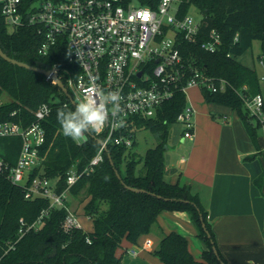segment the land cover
<instances>
[{
    "label": "trees",
    "instance_id": "1",
    "mask_svg": "<svg viewBox=\"0 0 264 264\" xmlns=\"http://www.w3.org/2000/svg\"><path fill=\"white\" fill-rule=\"evenodd\" d=\"M122 1L127 4L134 0ZM137 1L153 7L158 3V0ZM191 6L201 13V23L198 39L179 38L186 71L189 75L198 68L209 76L227 81V88L218 92L202 87L203 96L207 102L236 109L256 142L257 130L262 123L254 115H248L249 108L244 110V104L246 97L262 93L260 78L255 68L237 58L251 48L255 40H260V57L264 64V0H183L179 15L187 14ZM213 29L221 34L222 43L218 51L208 52L201 42ZM43 39L38 27H11L0 6L2 49L9 56L35 66L46 69L56 66L59 76L69 87L68 79H75L81 68L70 61L66 40L59 38L47 54H42L39 48ZM69 90L76 103L44 74L10 63L0 56V98L3 92L11 97L8 102L0 101V122L14 120L24 126L30 125L36 120L38 108L43 103L49 105V112L42 120L45 129V141L40 146L42 164L34 174L56 181L59 190L66 186L68 171L73 167L81 171L101 147L98 140L88 134L85 142H76L63 135L57 109L74 110L80 102L70 87ZM187 105V94L179 86L158 108L155 116L134 118L129 126L133 134L131 147L108 142L114 166L104 150L103 161L71 187V195L80 200L82 214L92 221L90 230H64L62 223L67 210L53 208L38 229H31L21 236V219L27 224L36 221L49 207V200L26 198L24 187L10 179L9 169L17 162L22 139L20 136L0 137V158L9 166L6 172L0 173V264H124L117 254L123 241L136 244L140 236L152 232L160 236L153 253L164 264H222L219 257L229 264L217 244L202 193L190 183L167 179L165 152L171 129ZM141 128L150 130L157 139L156 146L148 148L144 156L133 150L136 132ZM96 136L105 139L104 134ZM127 186L145 191H135ZM164 211H185L190 215L203 245L201 259L193 256L184 234L175 230L163 231L159 216Z\"/></svg>",
    "mask_w": 264,
    "mask_h": 264
},
{
    "label": "built area",
    "instance_id": "2",
    "mask_svg": "<svg viewBox=\"0 0 264 264\" xmlns=\"http://www.w3.org/2000/svg\"><path fill=\"white\" fill-rule=\"evenodd\" d=\"M182 1L158 0L153 7L141 5L137 0L127 4L122 0H0V6L11 27L31 25L39 28L44 37L40 53L47 54L59 38L66 40L70 61L81 68L75 79H68L70 89L76 92L80 101L100 91L120 93L121 111L115 116L110 114L109 122L95 135L104 134L106 144L112 142L131 147L133 134L129 126L134 118L155 116L177 87L181 86L184 92L190 87L218 92L228 86L224 78L209 76L198 68L188 75L179 38L198 39L201 19L197 21L189 13L179 15ZM221 43V34L213 29L201 46L208 52H216ZM57 71L59 75V69ZM245 102L251 114L264 126V95L258 93L252 98L246 97ZM48 112L49 105L43 103L30 125L24 126L14 120L0 122V137L20 136L22 139L17 162L9 169L10 179L24 187L26 198L49 200V207L36 221L27 224L21 219V236L31 229H38L53 208L67 210L62 223L64 230H87L82 215L70 207V189L104 159L101 145L81 171L76 167L68 171L62 190L58 189L56 181L34 174L42 164L40 146L45 141L42 120ZM194 113V107L188 104L178 115L177 122L184 126L183 139L194 137ZM8 167L0 158V173L6 172ZM87 241L91 242L89 238ZM131 253L138 252L132 249Z\"/></svg>",
    "mask_w": 264,
    "mask_h": 264
},
{
    "label": "crops",
    "instance_id": "3",
    "mask_svg": "<svg viewBox=\"0 0 264 264\" xmlns=\"http://www.w3.org/2000/svg\"><path fill=\"white\" fill-rule=\"evenodd\" d=\"M212 117L199 113L193 139L181 135L182 143L189 142V152L180 155L178 166L166 158L167 179L190 183L202 193L217 244L229 264H264L263 149L258 139L254 142L250 137L243 120L231 124L227 116L223 123ZM72 198L76 197L71 195L70 207L82 215L84 223L90 220L91 226L86 227L92 229L91 219L73 208ZM159 223L166 233L184 234L193 256L201 259L203 245L187 212L164 211ZM144 236L147 240L142 244ZM151 238L158 246L160 236L152 232L140 236L136 244L124 240L117 254L124 264H164L153 253ZM132 249L138 253H131Z\"/></svg>",
    "mask_w": 264,
    "mask_h": 264
},
{
    "label": "rangeland",
    "instance_id": "4",
    "mask_svg": "<svg viewBox=\"0 0 264 264\" xmlns=\"http://www.w3.org/2000/svg\"><path fill=\"white\" fill-rule=\"evenodd\" d=\"M188 13L193 16V18L197 21L201 19V13L195 6H191L189 8ZM262 53V44L260 40H255L251 46L243 55L239 56L237 59L241 63L253 67L256 69V72L260 78V86H261V92L264 95V64L261 61V55ZM187 102L188 104H192L195 108V113L193 116V121L195 124H197L199 121L197 118H199V113H208L215 121H219L223 123V117H228V122L235 123L237 121H242L241 116L239 115L238 111L234 109L233 107L217 102H207L203 96V93L201 89L197 87H190L187 90ZM76 99L78 101L79 98L76 95ZM11 100V97L8 93L3 92L1 95L0 101L1 102H8ZM248 103L245 102L244 104V110L248 109ZM201 115V114H200ZM248 115L251 116V111L249 109ZM184 126L180 123H176L173 125L171 129V135L170 139L167 145V149L165 152V156L168 159V162L170 165L178 166L180 155L183 153L185 155L189 152V142L182 143L180 141L181 135L183 132ZM257 139L260 143V146L263 149V156L261 157L262 161H264V126L262 125L257 130ZM135 145L133 147V150L137 152L140 156H144L147 149L156 146L157 139L155 135L148 129L141 128L138 129L135 136ZM73 208L74 209H81L80 200L78 197L72 198ZM86 226H91L90 220H86ZM153 241V247L156 248V240L155 238H151ZM147 238L144 236L140 240L142 244L146 242Z\"/></svg>",
    "mask_w": 264,
    "mask_h": 264
},
{
    "label": "clouds",
    "instance_id": "5",
    "mask_svg": "<svg viewBox=\"0 0 264 264\" xmlns=\"http://www.w3.org/2000/svg\"><path fill=\"white\" fill-rule=\"evenodd\" d=\"M121 100L118 91L106 94L100 91L87 95L74 110L57 109L63 135L76 142H85L86 134L100 132L109 122L110 114L115 116L121 111Z\"/></svg>",
    "mask_w": 264,
    "mask_h": 264
},
{
    "label": "water",
    "instance_id": "6",
    "mask_svg": "<svg viewBox=\"0 0 264 264\" xmlns=\"http://www.w3.org/2000/svg\"><path fill=\"white\" fill-rule=\"evenodd\" d=\"M0 56L2 58H4L6 61L10 62V63H13V64H16L18 66H21V67H24V68H27V69H30V70H33V71H36V72H39V73H42L44 74L48 79L50 80H54L55 83L62 89V91L67 95V97L73 102V103H76V100L74 99L73 97V94L70 92L69 90V87L65 85L64 81L61 79V77L58 75V68H50V69H46V68H43V67H39V66H35V65H32V64H29V63H26V62H23L21 60H18L16 58H13L11 56H9L3 49L2 47L0 46ZM141 74V72H140ZM72 92L76 94V92L74 90H72ZM88 135H91L92 137L96 138L99 142L100 145H102L104 147V150L107 151L108 153V156H109V159L112 163V165L114 166V161L111 157V154L108 150V145L100 138H98L94 133L90 132L88 133ZM87 136V134H86ZM115 171H116V174L117 176L121 179V175L119 173V171L117 170V168H114ZM129 189H132V190H135V191H145L144 189H140V188H135V187H131V186H127ZM203 227L205 229V231L207 232L208 236H210V233H209V230L207 229L206 227V224L203 222ZM213 242V241H212ZM213 250L214 252L216 253V255L219 257V254H218V250L216 248L215 245H213ZM220 261L222 264H226L220 257H219Z\"/></svg>",
    "mask_w": 264,
    "mask_h": 264
}]
</instances>
